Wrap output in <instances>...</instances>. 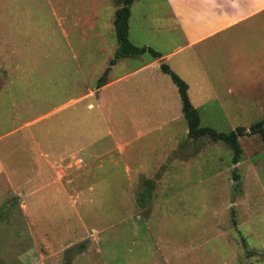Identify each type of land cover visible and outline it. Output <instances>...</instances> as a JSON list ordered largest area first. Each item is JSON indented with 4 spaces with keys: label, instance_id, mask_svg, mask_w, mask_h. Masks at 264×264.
<instances>
[{
    "label": "rangeland",
    "instance_id": "rangeland-1",
    "mask_svg": "<svg viewBox=\"0 0 264 264\" xmlns=\"http://www.w3.org/2000/svg\"><path fill=\"white\" fill-rule=\"evenodd\" d=\"M112 2L0 0V264H264L259 135L238 137L235 164L221 141L188 138L159 69L94 101L104 68L114 79L152 59L108 66ZM174 22L165 0H132L126 37L169 52L182 44ZM163 62L189 81L200 124L247 130L264 116V12Z\"/></svg>",
    "mask_w": 264,
    "mask_h": 264
},
{
    "label": "crops",
    "instance_id": "crops-1",
    "mask_svg": "<svg viewBox=\"0 0 264 264\" xmlns=\"http://www.w3.org/2000/svg\"><path fill=\"white\" fill-rule=\"evenodd\" d=\"M165 1L175 21L174 23L176 25V28L178 29V32L182 37V44L176 49H173L172 51L169 52L157 51L160 54V57H158V59H150L144 62L142 65L132 69L131 71L122 72L118 74V77L114 79L107 78V80H105L101 85L96 86L98 95L94 99L95 102L96 99L98 101V99L101 97L99 94L100 91L110 88L113 84L118 83L119 81L125 79L127 76H129L130 73L135 71H141L144 69L156 70L158 69V64L160 62L164 63L163 61H165V59H167L168 57H171L172 54L175 53L176 51L178 50L186 51L192 49L197 45H199L200 43H203L204 41L211 39L213 37H217L218 35L226 32L227 30L234 28L238 24H242L246 22L249 23L253 21L255 16H258L259 13L264 12V0H165ZM169 70H171V68ZM185 75L190 77L188 74ZM194 75L200 76L198 72ZM180 76L183 77L186 84H189V81L185 79L183 75ZM202 76L204 77V75ZM198 84L203 85L205 84V82H201ZM175 89L177 91L176 86ZM125 95L126 94L117 96L116 99H118V101L120 99V104H118L117 107L120 110L123 109L122 111L124 112L125 111L128 112L130 111L131 106L129 104H125L126 103L124 101V99L126 100ZM162 107L164 106H161V104L157 106V108L159 109H161ZM179 114H181L180 108H179ZM179 114H171V117L178 118ZM68 136L69 138L67 139H68L69 149L71 148L77 149L78 146L77 132L71 128ZM86 140H90V138L88 137Z\"/></svg>",
    "mask_w": 264,
    "mask_h": 264
},
{
    "label": "trees",
    "instance_id": "trees-1",
    "mask_svg": "<svg viewBox=\"0 0 264 264\" xmlns=\"http://www.w3.org/2000/svg\"><path fill=\"white\" fill-rule=\"evenodd\" d=\"M132 0H113L115 11L111 21L112 33L116 41V49L112 59L108 60V66H112L118 59L124 57H135L142 53H148L152 59H158L160 54L152 51L145 46H135L131 44L126 37V21L129 16V8ZM158 69L162 73L169 75L172 82L175 84L180 97V111L186 123V136L192 140L206 136L211 141H221L230 151L231 162L237 163L240 157V146L238 137L246 131L249 134H257L264 142V116L252 121L247 130L243 125H237L228 132L218 131L211 126L200 124L198 114L195 109L189 104L186 93V84L184 80L176 73H173L166 64L160 62ZM108 71L104 68L97 79L96 86L101 85L105 81V74ZM143 187L138 191V201L140 204H145L149 198V188L151 182L149 179H142Z\"/></svg>",
    "mask_w": 264,
    "mask_h": 264
}]
</instances>
